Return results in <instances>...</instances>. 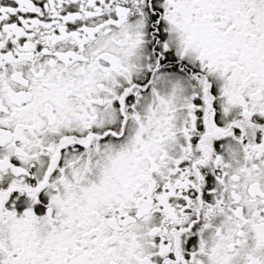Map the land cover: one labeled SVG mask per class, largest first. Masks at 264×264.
Returning a JSON list of instances; mask_svg holds the SVG:
<instances>
[{"label":"snow or ice","instance_id":"6c2138e0","mask_svg":"<svg viewBox=\"0 0 264 264\" xmlns=\"http://www.w3.org/2000/svg\"><path fill=\"white\" fill-rule=\"evenodd\" d=\"M0 264H264V0H0Z\"/></svg>","mask_w":264,"mask_h":264}]
</instances>
